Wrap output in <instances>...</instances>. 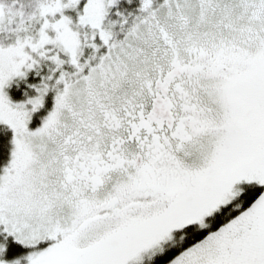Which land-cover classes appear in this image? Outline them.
I'll return each mask as SVG.
<instances>
[{
  "label": "snow or ice",
  "instance_id": "6c2138e0",
  "mask_svg": "<svg viewBox=\"0 0 264 264\" xmlns=\"http://www.w3.org/2000/svg\"><path fill=\"white\" fill-rule=\"evenodd\" d=\"M0 264H264V0H0Z\"/></svg>",
  "mask_w": 264,
  "mask_h": 264
}]
</instances>
